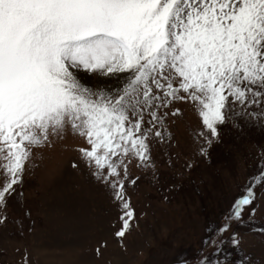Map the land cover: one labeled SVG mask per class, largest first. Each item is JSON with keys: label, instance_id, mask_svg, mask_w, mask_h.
<instances>
[{"label": "snow or ice", "instance_id": "6c2138e0", "mask_svg": "<svg viewBox=\"0 0 264 264\" xmlns=\"http://www.w3.org/2000/svg\"><path fill=\"white\" fill-rule=\"evenodd\" d=\"M181 104L198 118L193 142L206 160L233 117L264 124V0H0V225L32 149L72 135L83 141L73 167L109 194L122 243L139 218L133 169L155 171L153 148L171 140ZM259 159L183 264H227L216 254L240 247L234 225L254 223L264 202V145Z\"/></svg>", "mask_w": 264, "mask_h": 264}, {"label": "rangeland", "instance_id": "374dc122", "mask_svg": "<svg viewBox=\"0 0 264 264\" xmlns=\"http://www.w3.org/2000/svg\"><path fill=\"white\" fill-rule=\"evenodd\" d=\"M178 106L182 113L168 121L171 140L153 148L155 171L133 169L142 177L129 188L139 218L122 243L113 235L118 213L109 194L82 164L73 167L83 141L67 135L32 149L22 196L12 198L0 225V264H23L25 253L28 264H183L195 258L249 178L259 174L264 124L233 117L221 126L206 160L193 142L198 118L187 105ZM234 227L240 247L226 243L214 258L264 264V202L254 223ZM101 240L107 247L97 256Z\"/></svg>", "mask_w": 264, "mask_h": 264}]
</instances>
